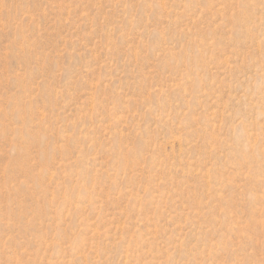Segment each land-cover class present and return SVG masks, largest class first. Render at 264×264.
<instances>
[{
	"label": "rangeland",
	"instance_id": "obj_1",
	"mask_svg": "<svg viewBox=\"0 0 264 264\" xmlns=\"http://www.w3.org/2000/svg\"><path fill=\"white\" fill-rule=\"evenodd\" d=\"M0 264H264V0H0Z\"/></svg>",
	"mask_w": 264,
	"mask_h": 264
}]
</instances>
